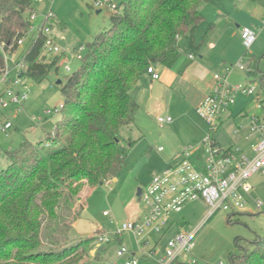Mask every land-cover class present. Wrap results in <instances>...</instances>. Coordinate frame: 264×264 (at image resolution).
Here are the masks:
<instances>
[{"label":"rangeland","instance_id":"1","mask_svg":"<svg viewBox=\"0 0 264 264\" xmlns=\"http://www.w3.org/2000/svg\"><path fill=\"white\" fill-rule=\"evenodd\" d=\"M126 1L128 0H118L119 3ZM32 5L36 13H43L51 7L55 15L52 33L62 53L56 68L43 81L24 78L30 93L19 112L4 110L5 117L13 126L7 133L0 130V169L8 162L6 151L18 149L25 140L36 143L53 130L60 119L59 106L65 99L56 82L64 83L79 68L81 59L88 53L87 44L95 34L111 24V12L102 9L96 13L100 9L92 0H34ZM201 11L205 20L196 27L199 35L197 48H181L180 60L188 59L189 53H194V60H197L204 51V65L194 74L207 87L212 77L224 74L225 66H228L231 69L227 79L230 85L249 83L254 86L255 91L249 95L238 94L232 115L229 111L225 112L221 117L222 125L210 131L209 125L195 109L186 110L182 107L186 100L181 90L166 89L159 81L149 85L145 79L147 77L142 75L137 84V91H142L138 99L140 109L135 114L133 125L121 130L124 138L136 142L129 148L117 176L90 187L87 191L84 188L81 201L74 207V211L78 212L77 220L67 235L69 241L86 237H94L96 241L98 236L105 237L110 245L102 259L108 262L126 263L127 257L116 256L117 248L122 245L135 254L138 264H159L167 242L177 231L186 230L194 233L191 256L195 262L192 264H232L233 256L252 251L256 237L264 236V175L261 174L252 179L255 187L253 198L260 199L263 204L260 209L249 203L245 211L229 214L219 210L207 219L208 206L201 199L191 200L179 212L168 216L165 232L146 228L137 236L130 231L123 232L120 238L115 235L123 223L142 221L146 204L139 197L138 190H144L152 176L166 168L181 148L188 145L202 147L209 134L216 140H231L235 136L234 131L238 130V121L243 120L245 114L262 120L264 118V86L259 81L260 75L264 73V29L258 30L263 26L264 0H209L203 3ZM210 23L213 27L203 39ZM242 26L257 30V38L250 48L245 46L241 38ZM210 42L213 45H209ZM27 43L26 39L25 47ZM20 53L22 50H19L18 54ZM245 53L253 60L250 73L237 67ZM66 65L69 66V71L66 70ZM193 78L190 77L189 81L193 82ZM46 111L50 113L45 114ZM165 116H170L172 122L161 127L157 118ZM194 124L202 127V138L197 143L193 140L198 136L192 127ZM243 132L244 130H240L238 135ZM221 143L223 146L229 145V142ZM159 147L163 150H159ZM81 202L84 208L78 210ZM99 246L94 242L87 260L92 259ZM179 264L188 263L181 261Z\"/></svg>","mask_w":264,"mask_h":264},{"label":"trees","instance_id":"2","mask_svg":"<svg viewBox=\"0 0 264 264\" xmlns=\"http://www.w3.org/2000/svg\"><path fill=\"white\" fill-rule=\"evenodd\" d=\"M33 1L0 0V35L7 43L27 30ZM208 1L128 0L110 14V26L94 35L79 68L59 84L65 99L53 130L36 143L25 140L5 152L8 162L0 169V264H114L102 259L110 242L101 244L89 261L95 238L68 240L77 220L74 207L84 188L121 171L136 142L121 134L133 125L139 107L131 90L149 66L172 68L178 62L179 38L204 19L201 7ZM25 50L24 75L36 82L59 62L60 55L43 53L41 38ZM242 58L252 72V57L245 53ZM190 60L182 62L178 73ZM259 81L264 86V73ZM231 262L264 264V236L256 237L252 251L233 256Z\"/></svg>","mask_w":264,"mask_h":264},{"label":"built area","instance_id":"3","mask_svg":"<svg viewBox=\"0 0 264 264\" xmlns=\"http://www.w3.org/2000/svg\"><path fill=\"white\" fill-rule=\"evenodd\" d=\"M92 2L100 10L108 9L111 13L117 12L120 4L117 0H92ZM54 18L51 7L43 13H36L33 10L28 16L27 30L16 41L7 43L0 35L2 55L0 130L4 133L13 126L5 117L4 110L9 109L12 113H17L29 98V85L24 80V73L27 70L24 46L26 39L31 44H34L38 38L43 39V53L47 57L62 53L52 33ZM262 29H264V21L263 26L258 28V30ZM240 33L245 46L250 48L257 38L256 28L242 26ZM28 36H30L29 39ZM19 50H22V53L18 54ZM191 57L190 55L189 58ZM237 67L248 71L243 58ZM65 68L67 71L70 70L68 65ZM230 70L228 66H225L224 74H215L212 77L208 93L195 109L196 113L209 125L210 131L217 129L222 115L234 105L238 94L249 95L255 91L254 86L249 83L230 85L227 80ZM147 73L153 79L159 77L153 65L148 67ZM260 106L259 104L258 107ZM48 113L50 111L45 112V114ZM157 121L161 127H164L172 122V118L158 117ZM247 128L249 134L257 136L251 144L252 156L243 152L237 145L222 147L210 134L204 140L202 147L188 145L181 148L167 167L161 172H156L147 187L140 191L139 197L146 204L142 221L123 223L115 235L120 237L123 232L130 231L137 236L146 228L165 232L168 216L179 212L183 205L191 200L201 199L208 206L207 218L219 210L229 214L245 211L246 206L251 202L256 209H260L263 204L260 199L253 198L254 186L251 179L257 174L264 175V119L250 116ZM193 236L194 233L186 230L177 231L167 242L165 253L160 258L159 264H173L177 260L188 264L194 263L195 260L191 256ZM96 239L95 242L98 245L109 242L103 236H98ZM116 256L119 258L127 256L125 264H138L135 255L122 245L117 248Z\"/></svg>","mask_w":264,"mask_h":264},{"label":"crops","instance_id":"4","mask_svg":"<svg viewBox=\"0 0 264 264\" xmlns=\"http://www.w3.org/2000/svg\"><path fill=\"white\" fill-rule=\"evenodd\" d=\"M100 11L101 10H97L96 13H99ZM204 20H205V16L201 22H203ZM198 24L193 26L186 35L179 38L180 48H184L187 50L188 49L194 50L195 48H197L199 35H198V30L196 27H198ZM211 26L213 27L212 23H210L208 25V27L206 28L203 39H205L208 36V33H209L210 29L212 28ZM187 35H189V36H187ZM209 45H213V43L210 42ZM202 50H204V49H201V51ZM190 55L192 56L190 58L191 59L190 63L184 69V71L182 73H178V68L180 67V65L182 64V62L184 60L182 61L179 59L178 62L172 68H166V67H163L161 65H153L155 71L159 75V77L157 79H153L149 73L143 74L147 77L145 79L148 80L149 85H153L154 81H159L160 84L165 86L166 89H169V90L176 89L177 91L181 90V92L183 93V97H185V100H186V102L183 101L182 107H184L186 110H187V108L196 109V106L201 102V100L204 98V96L206 95V93L209 91V88H210V83H209V86L207 87L203 83V80L198 75L194 74V72H196L197 69H199L201 66L204 65L202 63V61L204 60V57H205L204 51L199 55V59H197V60H194L195 56H196L194 53H189L187 57L189 58ZM248 64H249V62L246 63V65H248ZM247 72H250V70H248ZM190 77H194L193 82H195V83L189 81ZM141 78H142V76L140 77V81H141ZM138 83H139V81H138ZM137 86L138 85H136L131 90V95L137 101L138 106H139L138 110H139L140 105H139L138 99H139V97H141L142 91H141V89H139L137 91ZM233 107H234V105L228 110L230 115H232V113H233ZM243 117H244L243 120L238 121V123H237L238 130L234 131L235 136L232 137L231 140L223 141V140H216L215 139V141L219 145H221L222 147H225V148L230 147L232 145L240 146L241 149L243 150V152H245L249 156H252L253 151L251 148V144L256 140L257 136H256V134H249V131L247 128V123H248L250 116H247V114H245ZM221 125H222V118L220 119L219 126H221ZM192 127H193L194 131L196 132V134L198 135L195 139H193L194 143H197L202 138V129H201L202 127L199 124H194V125H192ZM240 130H244V132H243V134L238 135V132ZM221 142H223V143L229 142V145L223 146ZM253 177H252V179H253ZM252 179H251V183L254 186ZM119 238H117V239L119 240ZM145 242H148V240H145ZM131 254L135 255L132 252H131ZM124 257H127V256H124ZM180 262H179V260H177V261H175V264H179ZM145 264H149V263H145ZM150 264H153V263H150Z\"/></svg>","mask_w":264,"mask_h":264},{"label":"water","instance_id":"5","mask_svg":"<svg viewBox=\"0 0 264 264\" xmlns=\"http://www.w3.org/2000/svg\"><path fill=\"white\" fill-rule=\"evenodd\" d=\"M56 83H57V84H60V81H57ZM138 194H140V190H138Z\"/></svg>","mask_w":264,"mask_h":264}]
</instances>
